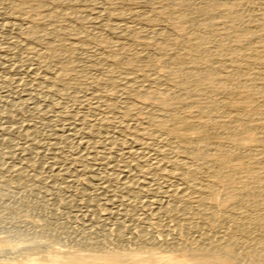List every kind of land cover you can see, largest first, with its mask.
I'll return each instance as SVG.
<instances>
[{"label": "bare ground", "instance_id": "bare-ground-1", "mask_svg": "<svg viewBox=\"0 0 264 264\" xmlns=\"http://www.w3.org/2000/svg\"><path fill=\"white\" fill-rule=\"evenodd\" d=\"M5 1L13 18L23 22L16 33L18 37L27 41L41 36L49 39L41 49L46 55L41 56L44 63L57 69L48 73L49 84L63 83L73 68L63 66L60 57L73 54L78 44H62L60 37L76 28L69 23L55 25V10L41 12L47 0ZM100 1L105 4L102 9L107 16L114 13L112 3L130 2ZM184 1L148 2L149 13L146 18L142 15V22L167 24L168 28L149 33V37L145 33L147 39L138 41L139 51L128 46V41L113 51L103 35L90 38L104 51L102 62L95 66L115 65L105 70L96 83L115 88V72L125 74L128 83L139 82L119 87L125 101L108 102L114 112L101 123H114L118 117L123 124L121 131L132 142L145 147L153 146L156 140L161 143L160 148H151L167 156L153 169L176 181L168 197L194 199V205L168 204L164 208L168 212L182 210L187 222H177L167 229V234L142 237L133 247L51 248L39 256L25 255L1 264H123L125 259L134 264H264V0H228L229 5L223 6V0H209L191 7ZM249 2L255 3L241 16L237 9ZM180 10L187 12L182 14ZM74 11L70 8L65 15L71 17ZM125 26L129 34L131 28ZM249 141L255 143L249 146ZM217 199L221 202L211 204ZM174 229L193 230L199 236L186 242L171 234ZM11 240L3 238L0 249L16 248L19 241Z\"/></svg>", "mask_w": 264, "mask_h": 264}, {"label": "rangeland", "instance_id": "rangeland-1", "mask_svg": "<svg viewBox=\"0 0 264 264\" xmlns=\"http://www.w3.org/2000/svg\"><path fill=\"white\" fill-rule=\"evenodd\" d=\"M53 1L58 3L52 5ZM128 1L116 2L118 6L112 3L115 9L108 14L109 19L102 9L104 2L100 0L45 1L40 11H57L55 25L69 23L76 28L61 36V43L78 44L73 54L60 57L63 66L74 70L63 83L51 86L48 73L57 69L44 63L41 57L46 56L41 49L49 39L41 36L38 40L27 41L23 36L18 37L16 33L23 22H17L7 2L0 0V241L12 238L15 242L20 238L18 247L0 249V264L25 255L39 256L51 248L133 247L142 237L167 234V229L177 222H187L182 210L165 211L168 204L194 205V199L184 201L168 197V190L176 181H170L153 169L157 161L167 156L162 151L152 150L160 148L161 143L156 140L153 146L145 147L132 142L130 136L121 131L123 124L118 117L114 123H101L105 117L113 115L108 102L125 101V96L118 92L121 91L119 87L134 82L128 83L123 77L125 74L115 72L112 75L117 82L115 88L110 89L103 82L96 83L105 70L115 65L95 66H99L104 51L92 43L90 37L103 35L109 39L113 51L128 43L131 44L128 46H135L133 50L139 51L138 41L147 39L146 36L154 31L168 28L167 24L165 27L164 24L154 26L148 21H145L147 25L142 22L149 13L148 2L153 4L156 0ZM185 1L191 7V4H204L209 0ZM252 2L243 4V8L237 7L241 16L249 12V6L255 3L250 5ZM224 3L229 5L228 0L221 1L222 6ZM70 8L76 12L68 17L65 13ZM136 14L144 17L141 20ZM107 23L111 24L110 28H106ZM125 24L131 28L130 35L125 31ZM219 202L217 199L211 204ZM172 231L171 234L186 242L199 236L193 230ZM123 264L134 263L125 259Z\"/></svg>", "mask_w": 264, "mask_h": 264}]
</instances>
